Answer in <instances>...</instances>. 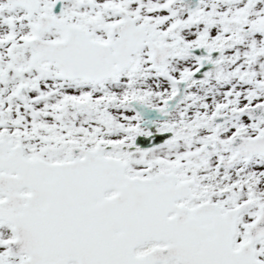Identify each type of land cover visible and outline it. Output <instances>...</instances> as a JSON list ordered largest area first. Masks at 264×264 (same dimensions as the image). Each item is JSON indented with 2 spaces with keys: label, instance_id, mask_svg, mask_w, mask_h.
<instances>
[{
  "label": "snow or ice",
  "instance_id": "6c2138e0",
  "mask_svg": "<svg viewBox=\"0 0 264 264\" xmlns=\"http://www.w3.org/2000/svg\"><path fill=\"white\" fill-rule=\"evenodd\" d=\"M0 264H264V0H0Z\"/></svg>",
  "mask_w": 264,
  "mask_h": 264
}]
</instances>
